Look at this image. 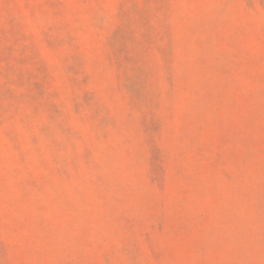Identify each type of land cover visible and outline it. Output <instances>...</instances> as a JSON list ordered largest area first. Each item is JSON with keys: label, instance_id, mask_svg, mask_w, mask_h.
Wrapping results in <instances>:
<instances>
[{"label": "rangeland", "instance_id": "374dc122", "mask_svg": "<svg viewBox=\"0 0 264 264\" xmlns=\"http://www.w3.org/2000/svg\"><path fill=\"white\" fill-rule=\"evenodd\" d=\"M0 264H264V0H0Z\"/></svg>", "mask_w": 264, "mask_h": 264}]
</instances>
